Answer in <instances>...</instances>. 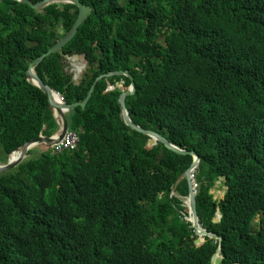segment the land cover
Returning a JSON list of instances; mask_svg holds the SVG:
<instances>
[{"label":"trees","instance_id":"16d2710c","mask_svg":"<svg viewBox=\"0 0 264 264\" xmlns=\"http://www.w3.org/2000/svg\"><path fill=\"white\" fill-rule=\"evenodd\" d=\"M79 2L87 17L37 77L73 104L97 77L129 74L132 124L200 158L195 209L221 239V264H264V0ZM76 16L73 5L35 12L0 2V163L57 132L46 96L24 75ZM75 54L88 64L77 85L63 72V56ZM70 62L75 75L85 68ZM129 86L101 79L85 109L66 114L74 151H30L0 174V264H210L218 242L198 238L171 196L192 157L125 126L118 99ZM220 178L221 202L210 194ZM174 193L187 197L185 179Z\"/></svg>","mask_w":264,"mask_h":264},{"label":"water","instance_id":"95a60500","mask_svg":"<svg viewBox=\"0 0 264 264\" xmlns=\"http://www.w3.org/2000/svg\"><path fill=\"white\" fill-rule=\"evenodd\" d=\"M1 1H3V0H0V2ZM10 1H16L18 3L25 4L35 12L41 11L44 8H46L50 5H53V4L73 5L77 9V16H76V19L74 20V23L72 25L71 30L67 34H65L62 38H60L52 47H50L45 54L34 59L29 64V66L25 72V76H24V78L27 82H29L32 86L38 88L46 96L47 102H48V108H49L50 112L52 113V116L58 125V130H57L56 134H54L50 139H44V138H42V135L40 134L37 139H34V140H31V141L24 143L21 147H19L17 150L12 152L9 156H7L6 162L3 164H0V174L5 173L7 171H10V170L14 169L16 166H18L23 160H25L27 158V156H26L27 153L30 152L35 147H42L44 149V150H42V152L51 150L56 144H58L63 139L66 132L68 131V124H67V121L65 118L66 114L68 112L72 111L73 109L77 108V107L81 108L82 110L85 109V106H86L88 100L92 96V93L94 91V87H95L96 83L98 81H100L101 79H104V78L113 77V76H118V77L124 76L130 80V86L120 94L118 102L120 105V119L125 124V126L128 127L129 129H131L132 131L143 134V135L153 139L154 141L159 142L166 149L172 151L175 154L190 155L192 157L193 161H192L190 167L186 170V172L172 186V188H171L172 193H174V189H175L178 181L185 179L187 182V188H188V195L185 198L187 201L184 202V206L186 207L187 212H188V218H187L188 221L187 222H189L191 224V227L194 230L193 233L195 235H197L198 238H199V236L202 235V237L206 236L207 238L218 242L217 249H216L215 253L213 254V256L211 257L210 264H221V259H220V252H221V247H220L221 243L220 242H221V239L219 237H217L215 234L206 232L205 230H203L201 228L199 221H198L197 214H196V209H195L194 189L196 188V184H195L193 174L195 173V170L197 169V167L199 165L200 158L195 153H189L187 151L181 150V149L169 144L165 139L161 138L160 136H158V135H156L150 131L143 130L140 127L132 124V122L130 121V118H129V114L125 108V103H124L125 97L132 95L134 92V86H133L132 79L129 76V74H127L126 72H116V73H109V74H106L104 76L97 77L94 80L92 87L88 90L83 101L82 102H76L73 104H66L65 102H63L62 97L57 92L53 91L51 88H49L47 85H45L36 76V74L34 72V68L39 63H41L44 58H46L50 55H53L57 52H60V50L68 42H70L72 40V38L75 36V34L77 32L78 27L82 24V22L85 20V18L88 15V12H89L88 7L82 5L79 2V0H42L36 4H32L28 0H10ZM57 28L61 29L62 26L58 25ZM63 57L68 61L69 60L73 61L74 59L82 61V62H84V65L88 66V64L85 60V57L83 55L75 54L73 56H69V57L63 56ZM80 74L77 75V78H79ZM75 83L76 84L79 83L78 79H77V81H75ZM121 87H122V84L119 83L117 85V88L120 89ZM53 95L58 97V102L53 100V98H52ZM217 181H218V179H217ZM220 219H221L220 214L216 213L213 222L219 223Z\"/></svg>","mask_w":264,"mask_h":264},{"label":"rangeland","instance_id":"374dc122","mask_svg":"<svg viewBox=\"0 0 264 264\" xmlns=\"http://www.w3.org/2000/svg\"><path fill=\"white\" fill-rule=\"evenodd\" d=\"M57 33L59 35H63L62 30L61 29H58V28H57ZM82 63H84V62H82ZM84 67H85L84 70L81 71V74H80L81 76L83 74H85V72H86V70L88 68V66H86V65H84ZM63 72L66 73V74H70L72 78L76 76L73 73V70H72V67H71V62H67V60L65 58L63 59ZM42 150H44L42 147H35L31 151L32 152H41ZM1 156H2V153L0 152V158H1ZM193 177H194V174H193ZM222 182H223V180L221 178L218 179V181L215 182L213 188L210 190V194L213 195V199L214 200H217V201H220V202H221V200H223V196H224L225 191H226V188L222 186ZM171 196H173L176 199L178 198V197H176V194L175 193H172ZM182 200H183V202H185V199L184 198ZM183 202H182V204H183ZM168 221H170V219Z\"/></svg>","mask_w":264,"mask_h":264},{"label":"built area","instance_id":"2783aa9c","mask_svg":"<svg viewBox=\"0 0 264 264\" xmlns=\"http://www.w3.org/2000/svg\"><path fill=\"white\" fill-rule=\"evenodd\" d=\"M78 135L72 131H67L63 139L53 147V152L59 154L61 152L74 151L78 145Z\"/></svg>","mask_w":264,"mask_h":264},{"label":"clouds","instance_id":"9594fccd","mask_svg":"<svg viewBox=\"0 0 264 264\" xmlns=\"http://www.w3.org/2000/svg\"><path fill=\"white\" fill-rule=\"evenodd\" d=\"M67 57H69V56H67ZM63 59H64V57H63ZM67 62H70V60H69V61L67 60ZM28 66H29V65H28ZM34 72H35V71H34ZM35 74H36V73H35ZM36 76H37V75H36ZM82 76H83V75H82ZM82 76L80 75L79 78H77V75H76L75 77L72 78V82H73L74 84H76L75 81H77V79H78V81L80 82ZM76 78H77V79H76ZM28 83H29V82H28ZM78 84H79V83H78ZM121 84H123V83H121ZM76 85H77V84H76ZM63 102H64V101H63ZM51 114H52V113H51ZM52 117H53V116H52ZM53 119H54V118H53ZM54 121H55V120H54ZM55 122H56V121H55ZM56 124H57V123H56ZM57 126H58V125H57ZM68 131H70L69 128H68ZM51 151L53 152V148L51 149ZM41 152H42V151H41ZM53 153H54V152H53ZM55 154H56V153H55ZM26 156H27V155H26ZM0 164H1V163H0ZM2 164H3V163H2ZM176 197H178V196L176 195ZM177 199L180 200L181 202H183V200H182L183 198L178 197ZM184 199H185V198H184ZM186 201H187V200L185 199V202H186ZM182 207L185 208V206H184V202H183V204H182ZM216 213H219V212L216 211ZM216 213H215V214H216ZM219 214H220V213H219ZM187 218H188V212H187V217L184 218V221L187 222V221H188ZM214 218H215V217H214ZM213 220H214V219H213ZM190 225H191V224H190ZM201 228H202V227H201ZM205 237H206V236H205Z\"/></svg>","mask_w":264,"mask_h":264},{"label":"bare ground","instance_id":"6f19581e","mask_svg":"<svg viewBox=\"0 0 264 264\" xmlns=\"http://www.w3.org/2000/svg\"><path fill=\"white\" fill-rule=\"evenodd\" d=\"M45 9V8H44ZM53 100L54 101H56V102H58V97L57 96H55V95H53ZM191 226V225H190ZM192 228V227H191ZM193 229V228H192ZM203 229V228H202ZM204 230V229H203ZM194 231V230H193ZM206 231V230H205ZM207 232V231H206ZM199 237H202V235L201 236H199ZM203 237H205V236H203Z\"/></svg>","mask_w":264,"mask_h":264}]
</instances>
